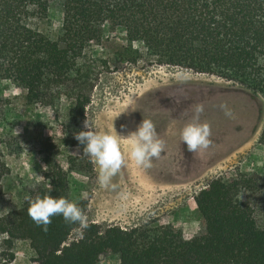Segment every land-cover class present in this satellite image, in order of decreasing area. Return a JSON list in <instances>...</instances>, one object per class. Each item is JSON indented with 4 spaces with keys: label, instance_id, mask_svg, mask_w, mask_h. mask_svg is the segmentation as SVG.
I'll list each match as a JSON object with an SVG mask.
<instances>
[{
    "label": "trees",
    "instance_id": "16d2710c",
    "mask_svg": "<svg viewBox=\"0 0 264 264\" xmlns=\"http://www.w3.org/2000/svg\"><path fill=\"white\" fill-rule=\"evenodd\" d=\"M53 1L0 0V78L23 88L31 104L71 100L73 124L86 119L95 86L81 61L87 48L101 41L106 24L124 28L129 41L139 44L126 51L125 61L214 75L264 98V0H60L64 20L59 42L38 29ZM260 143L264 145V129ZM80 147L70 169L87 173L93 170L92 160ZM46 163L47 184L20 209L0 216V235L9 249L15 241H29L39 264H97L106 252L118 256L120 264H180L181 259L182 264H264V228L253 208L238 198L242 189L264 185V175L239 183L218 178L202 189L195 203L206 232L191 240L169 226L125 230L89 223L79 239L69 242L78 224L55 216L45 232L27 212L37 197L72 202L68 173L52 159ZM7 173L0 165V192ZM75 204L85 215L87 203Z\"/></svg>",
    "mask_w": 264,
    "mask_h": 264
},
{
    "label": "rangeland",
    "instance_id": "374dc122",
    "mask_svg": "<svg viewBox=\"0 0 264 264\" xmlns=\"http://www.w3.org/2000/svg\"><path fill=\"white\" fill-rule=\"evenodd\" d=\"M63 20L61 1L55 0L38 29L59 42ZM131 48L140 46L129 41L124 28L106 24L101 41L84 52L81 64L95 84L86 119L91 130L125 136L143 119L151 120L164 144L152 167L145 169L130 160L131 147L122 140L124 164L110 186H100L93 161L90 172L71 170L70 160L81 155V147L75 152L74 133L88 130L83 123L76 125L69 119L72 101L62 97L48 106L31 104L23 88L0 78V165L8 168L1 180L0 216L20 209L47 184L46 160L52 159L68 173L72 202L87 203L88 224L125 230L169 226L191 240L206 232L195 203L202 189L210 188L218 178L239 183L264 175L261 94L214 75L144 61L130 63L124 59ZM221 103L231 117L225 116ZM196 104L204 105L199 122L209 125L212 143L190 153L180 139V130L191 122ZM241 193L239 201L253 208L258 226L264 228V185ZM81 232L75 230L69 242L79 239ZM12 254L14 260L10 261ZM36 258L29 241H15L9 249L0 235V264H39ZM97 264H120V260L106 252Z\"/></svg>",
    "mask_w": 264,
    "mask_h": 264
},
{
    "label": "clouds",
    "instance_id": "9594fccd",
    "mask_svg": "<svg viewBox=\"0 0 264 264\" xmlns=\"http://www.w3.org/2000/svg\"><path fill=\"white\" fill-rule=\"evenodd\" d=\"M219 107L224 110L225 116L231 117L232 113L227 110L226 104L221 103ZM203 111L204 105L196 104L191 122L180 130V139L190 153L207 149L212 143L209 125L199 122V116ZM83 127L88 130L74 133V139L78 142L75 152H80V146H83V154L89 156L98 167V182L101 187L110 186L111 178L124 164L122 140H126L131 147L129 159L145 169L151 168L153 158H158L164 150L163 141L157 138L151 120L143 119L137 128L126 136L118 134L117 131L116 134H109L91 130L87 119L84 120ZM27 212L31 220L45 232L55 216H62L68 224H78L81 230L89 227L87 217L81 208L65 197H37L30 202Z\"/></svg>",
    "mask_w": 264,
    "mask_h": 264
},
{
    "label": "bare ground",
    "instance_id": "6f19581e",
    "mask_svg": "<svg viewBox=\"0 0 264 264\" xmlns=\"http://www.w3.org/2000/svg\"><path fill=\"white\" fill-rule=\"evenodd\" d=\"M123 108V107H122ZM122 108H121V110H122ZM125 108V107H124ZM122 114V113H121ZM112 119V118H111ZM118 119V118H117ZM125 121V120H124ZM125 124V123H124ZM127 125V124H126ZM128 127V126H127Z\"/></svg>",
    "mask_w": 264,
    "mask_h": 264
}]
</instances>
